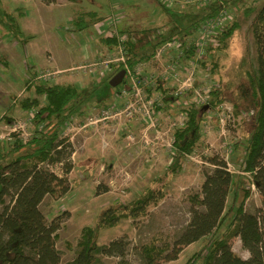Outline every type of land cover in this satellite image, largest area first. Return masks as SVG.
Returning a JSON list of instances; mask_svg holds the SVG:
<instances>
[{
  "label": "rangeland",
  "instance_id": "1",
  "mask_svg": "<svg viewBox=\"0 0 264 264\" xmlns=\"http://www.w3.org/2000/svg\"><path fill=\"white\" fill-rule=\"evenodd\" d=\"M158 1L164 9L153 0H56L49 5L39 0H0V9L14 14L19 29L31 36L26 42L11 38L3 27L7 20L0 15V54L6 62V66L0 63V140L6 145L14 140L27 143L35 130L44 132L56 127L54 119L35 125V109L22 107L25 99H36L39 105L44 103V96L36 94L26 81L71 84L88 93L77 111L58 124L61 138L70 145V169L64 173L57 164L48 168L65 178V189L56 188L55 194L45 196L39 206L47 222L61 218L55 247L63 264L75 256L81 231L86 226L95 228L98 244L125 238L129 243L125 257L130 264H139L136 252L142 244L152 240L171 243L190 219L188 197L199 190L204 171L211 168L208 158L213 156L226 162L235 179V197L230 191L227 207L232 204L234 210L245 190L248 191L243 204L245 211L255 213L261 207V196L249 175L242 172L241 163L253 110L241 104L234 89L240 75L237 74L240 59L253 52L246 21L241 20L228 47L215 53L218 66L213 73L209 71L210 57L205 59L209 63L202 65L200 60L186 57L182 47L162 50L157 55L161 48L157 46L151 58L134 65L141 77H155L152 86L145 90L146 99L155 106L152 124L137 115L131 119L111 117L112 104L122 109L132 99L131 93L119 94L124 83L117 87L109 85L117 73V65L107 61L119 53L99 42V30L94 27L98 20L90 21L89 28L84 30H73L72 20L78 13L94 11L99 20L113 18L119 31L156 28L158 32L172 31L177 40L184 36L187 45L194 43L198 34L191 32L188 25L202 15L204 7ZM167 8L173 11L169 13ZM235 8L238 6H233L230 12ZM162 73L163 77L159 76ZM185 81L188 86H183ZM217 84L225 91L226 99L217 111L205 112L200 137L181 170L167 174L173 133L185 120L182 107L200 97L206 99L209 89ZM164 97H168V103ZM234 101L240 106L236 111ZM105 110H109V118L102 119ZM160 185L163 198L148 206L144 215L135 220L123 218L113 227H98L103 209L126 205L147 187ZM227 223L228 216L212 234L184 247L177 259L160 260L157 264H204L210 242L223 234ZM229 243L235 254L242 258L249 256L239 238L232 237ZM116 261L115 257H101L103 264Z\"/></svg>",
  "mask_w": 264,
  "mask_h": 264
},
{
  "label": "trees",
  "instance_id": "2",
  "mask_svg": "<svg viewBox=\"0 0 264 264\" xmlns=\"http://www.w3.org/2000/svg\"><path fill=\"white\" fill-rule=\"evenodd\" d=\"M39 1L45 5L56 2ZM153 1L164 9L158 0ZM224 3L228 10L235 5L238 8L234 10L232 20L218 32L216 43L205 47L203 60L200 62L207 65L209 62L205 59L210 57L212 66L209 71L213 73L218 66L215 53L223 52L228 47L241 20L248 23L253 52L240 59L237 65V74L240 75L234 89L241 104L246 109L253 110L251 132L243 146L241 163L242 172L249 175L251 184L261 196V207L255 213L245 211L243 204L248 196L247 190L243 192L234 210L232 204L227 207L230 191H233V198L236 193L234 176L223 159L210 157L208 162L211 168L204 171L199 190L188 197L191 209L187 225L169 244H161L157 240L142 244L136 252L139 264H157L160 260L177 259L184 247L212 234L222 225L226 216L228 223L224 232L210 242L204 255V264H264V0H224ZM219 6L218 3H210L201 9L202 15L188 25L191 32H196L205 19L216 13ZM166 10L169 13L173 11L168 8ZM178 13L182 14L180 11ZM0 15L7 20L3 27L11 38L19 42H26L31 38L19 29L14 14L0 9ZM95 19L99 21L98 14L94 11L78 13L72 20L73 30H84ZM119 32L127 35L126 54L130 55L127 56V64L131 68L136 62L151 58L157 46L175 36L172 31L158 32L156 28L122 29ZM181 37L184 49L187 43L184 36ZM99 42L109 48L117 46L115 38L100 36ZM148 51L149 55L146 54ZM195 51V46L191 44L183 52L186 57L191 58ZM2 58L0 54V63L6 66ZM121 69V64H117L116 72ZM26 82L36 94L44 96L42 105L36 99H25L22 102L23 108L35 109L34 124L43 120L48 124L50 119H54L57 125L54 124L56 127L51 131L35 130L27 143L14 140L11 145H6L0 140V264H63L61 254L55 247L61 218L56 217L47 222L39 206L45 196L55 194L56 188L65 189V178L48 168L49 165L57 164L62 166L64 173L70 169V145L61 138L58 124L77 111L88 93L71 84ZM122 83L125 84V81ZM225 94L217 84L207 92L205 103L192 102L182 107L185 120L174 130L172 158L166 169L167 174H175L181 170L182 163L192 153L200 137L205 112L210 109L217 111L226 99ZM164 102H169L168 97H164ZM232 103L235 111L240 108L237 102ZM162 191V185L147 187L130 203L103 209L98 216V227H113L123 218L137 219L147 212L148 206L157 204L163 198ZM232 237L239 238L241 247L249 254L247 258L232 251L229 243ZM128 248L129 243L123 237L108 244H98L95 228L86 226L81 231L75 256L64 264H103V256L117 258L118 261L114 264H130L125 257Z\"/></svg>",
  "mask_w": 264,
  "mask_h": 264
},
{
  "label": "built area",
  "instance_id": "3",
  "mask_svg": "<svg viewBox=\"0 0 264 264\" xmlns=\"http://www.w3.org/2000/svg\"><path fill=\"white\" fill-rule=\"evenodd\" d=\"M167 1V0H166ZM170 3L179 1L182 3L184 7H206L210 3H218L219 8L215 14L211 17L205 19L200 27L197 29V38L195 42L192 43L195 46V54L190 59L196 60L197 62L201 60L202 55L204 54L205 47L208 45H214L216 43V36L219 31H221L226 24H228L232 18L233 13L231 10L226 8L224 0H168ZM167 1V3H168ZM165 4V2H164ZM169 4V3H168ZM233 10V9H232ZM236 10V8L234 9ZM233 10V11H234ZM98 31V35L105 38H115L117 40V46L115 47L119 53V56L110 58L107 63H115L121 64L122 70L124 71L123 81L125 84L119 88V94L124 95L127 93H131L132 99L128 100L127 104L124 108H117L115 104H112L110 109H113V113L111 114L112 118L120 119H131L134 116H139L145 122H149L152 124L154 114H155V106L154 108L150 105V101H148L145 90L152 86L155 77L146 76L141 77L139 72L133 67H129L127 64V49L125 41L127 39V35L124 33H120L116 28V22L113 18H105L96 22L95 26ZM191 45V44H189ZM186 44L184 49H187L189 46ZM159 51H157V55L162 50H166L172 47H182L181 41L177 40L175 36L167 39L162 45H160ZM183 49V51H184ZM184 54V52H183ZM186 55V54H184ZM163 73L166 74L165 70ZM163 73L159 76L163 77ZM127 83V84H126ZM187 81L183 82V86H188ZM207 98V95H206ZM203 97H200L197 101L193 102H204ZM102 111V119L109 118L108 111Z\"/></svg>",
  "mask_w": 264,
  "mask_h": 264
},
{
  "label": "water",
  "instance_id": "4",
  "mask_svg": "<svg viewBox=\"0 0 264 264\" xmlns=\"http://www.w3.org/2000/svg\"><path fill=\"white\" fill-rule=\"evenodd\" d=\"M123 77H124V71L121 69L109 80V85L111 87H117L122 83Z\"/></svg>",
  "mask_w": 264,
  "mask_h": 264
},
{
  "label": "crops",
  "instance_id": "5",
  "mask_svg": "<svg viewBox=\"0 0 264 264\" xmlns=\"http://www.w3.org/2000/svg\"><path fill=\"white\" fill-rule=\"evenodd\" d=\"M89 28V27H88ZM87 29V28H86ZM72 34V33H71ZM105 47V46H104ZM107 47V46H106Z\"/></svg>",
  "mask_w": 264,
  "mask_h": 264
}]
</instances>
